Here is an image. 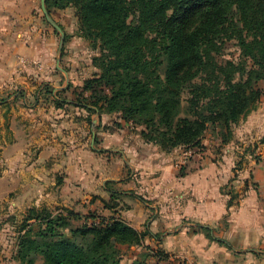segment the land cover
<instances>
[{
    "label": "crops",
    "instance_id": "1",
    "mask_svg": "<svg viewBox=\"0 0 264 264\" xmlns=\"http://www.w3.org/2000/svg\"><path fill=\"white\" fill-rule=\"evenodd\" d=\"M34 5L35 0H0V212L9 201L11 211L62 204L73 210L72 205L78 206L76 212L82 210L79 205L90 208L100 202L108 218L121 217L138 230H150L151 239L175 253L176 264H264V155L263 160L252 154L246 160L252 171L249 189L228 212L230 198L221 187L239 181L230 182L233 144L217 160L208 148L180 173L179 148L167 152L146 142L130 129L131 122L121 119L122 128H99L91 136L98 113L89 126L85 107L71 98L61 107L53 97L46 104L40 93L46 85L52 93L67 88L58 83L67 68L52 63L58 60L57 50L12 49L11 30L3 24L17 20L12 8ZM4 8H10L5 15ZM76 70L69 71L71 81H78ZM107 119L104 115L102 126ZM94 134L104 140V148L94 146ZM108 181L116 183L111 187ZM114 191L119 199L112 200ZM123 201L128 208L121 210ZM110 203L118 205L111 208ZM200 226L214 229L230 247L211 240Z\"/></svg>",
    "mask_w": 264,
    "mask_h": 264
},
{
    "label": "trees",
    "instance_id": "2",
    "mask_svg": "<svg viewBox=\"0 0 264 264\" xmlns=\"http://www.w3.org/2000/svg\"><path fill=\"white\" fill-rule=\"evenodd\" d=\"M46 5L49 12L74 7L80 36L98 50L92 59L97 71L82 85L88 98L78 105L99 116L118 113L141 127L146 142L167 152L200 148L210 127L228 133L264 93L259 86L264 0H46ZM232 40L240 47V60L221 61ZM54 101L64 104L55 95ZM226 132L225 143L230 140ZM119 198L112 192V200ZM26 212L18 228V264H124L122 245L142 246L150 234L121 217L92 215V222L73 226L81 216L70 208L54 212L32 206ZM200 227L211 240L230 247L210 227ZM150 255L144 249L127 264H148Z\"/></svg>",
    "mask_w": 264,
    "mask_h": 264
},
{
    "label": "rangeland",
    "instance_id": "3",
    "mask_svg": "<svg viewBox=\"0 0 264 264\" xmlns=\"http://www.w3.org/2000/svg\"><path fill=\"white\" fill-rule=\"evenodd\" d=\"M10 8H4V15L7 10ZM13 15L16 12L18 14L17 20L13 21L12 23H5L3 27L8 28L11 30V43L12 49L17 50H57L58 59H59V46L61 40V32L47 19L43 9H42V0H35V5L32 8H25V7H18L12 8ZM50 14L52 17L58 22V24L62 27V29L67 34V40H65L63 52L61 55L60 63L57 60L53 61V66L60 65L61 67H66L68 71V75H62L59 85L66 86V89H57L53 94L50 93L46 85L44 89L41 90V95L44 97L45 101H49L54 98H61L64 103L69 98L72 101L78 102H85L89 95V92L82 90V86H79L80 81H84L86 78L92 77L95 72L97 71L96 67L92 63L93 57L98 54V50L92 47V44L89 40L85 39L84 37L80 36L79 33V25H78V18L76 15V10L72 6L68 7H52ZM7 42V39H4V42ZM5 42V43H6ZM16 44V46L14 45ZM15 47V48H14ZM78 52V55L76 54ZM56 54V55H57ZM241 58L240 47L235 40L228 41L223 49L222 54L219 56L221 61H225L227 59H232L234 61H238ZM71 69H77L78 71L75 76L78 77V81H71L69 71ZM67 76V77H66ZM66 80L70 85H66ZM57 83V84H58ZM82 84V83H81ZM84 84V83H83ZM70 86V87H69ZM259 86L262 87L264 92V80L260 81ZM51 88H53L50 85ZM53 90V89H52ZM16 92V91H15ZM39 89L35 90L34 99H36V95L38 94ZM82 92V94H79ZM7 94V93H6ZM11 95V94H10ZM53 97V98H52ZM66 99V100H65ZM55 103V102H54ZM47 104V102H46ZM79 104V103H78ZM81 105V104H80ZM84 107V106H83ZM87 119L89 121V126L91 125L92 115H96L98 112L90 113L87 109ZM108 114V115H107ZM107 116V122L104 126H102L103 116ZM98 118L100 119L96 123H93L94 127L91 129V136L92 130L97 132V129H104L108 131H113L123 127V123L121 122V116L118 113H101L100 116L98 114ZM41 119V118H39ZM42 121V120H41ZM126 122V121H125ZM133 124V123H132ZM101 125V126H100ZM141 128L138 126L130 125V129L136 132H140ZM219 127H210L203 138L202 146L194 147L197 151V156L202 154L203 152H207L208 148L214 152V160H217L220 155L223 154V149L228 144L234 145L235 150V159L234 164H231L230 169V182L234 180H239L237 183L228 187L229 184L222 185L221 190L224 194L228 195L230 198L228 200V212L230 211L231 207H234L236 204H240V199L246 194L248 191L249 186V178L247 177L248 174L252 171H249L248 164H245L246 160L249 159V156L252 154L253 157L257 158L258 160H263L262 156L264 155V93L260 100L255 104V106L246 114L242 115L238 122L234 123L227 133L226 130L224 132L219 131ZM230 136L229 142L225 143L222 138L224 137L223 133ZM95 135L94 139V146L99 148H104V140L100 139L97 134ZM207 139L208 143L205 144L204 140ZM206 142V141H205ZM238 149H237V147ZM189 148L186 147H179L180 152H178L179 157L184 154V152ZM105 156H110L109 153H105ZM221 153V154H220ZM196 156V158H197ZM207 156V155H205ZM221 157V156H220ZM194 158V157H193ZM194 158V160L196 159ZM222 158V157H221ZM234 158V156H233ZM192 161V160H191ZM184 167L180 169V173L184 172ZM130 169L126 171L125 176L129 175ZM247 177V178H246ZM245 181V182H244ZM239 186H237V185ZM254 185L256 183H253ZM93 198L92 203H94ZM150 202H153L149 200ZM5 203V212H0V264H18L16 260V251L18 248V235H19V227L21 226V221L24 215L27 213V209L24 211H16L10 210L9 204ZM96 205L94 207L88 208L87 204L85 203L83 206L79 205L82 208L81 212H78L81 216V219H73L72 224L76 226L78 224L84 222H92L94 220L92 215H96L97 219L99 218H108L110 215L109 212H105L102 209V205L100 202H95ZM8 204V205H7ZM52 209L54 212L59 208H67L62 204H53ZM74 210H78V206L72 205ZM119 209L123 210L128 208V203L124 201L122 204L118 206ZM152 212L155 209H151ZM151 210L148 214L147 221L152 218L153 213ZM113 213V212H112ZM121 215H124L123 213ZM187 221V220H185ZM145 225V222L142 224ZM212 233L215 236H218V232H215L212 229ZM162 233H158L160 236ZM147 247V248H145ZM122 255H123V263H131L136 258L140 257L141 252L145 249L150 252L152 255L148 257V264H176L175 253L172 251H167L166 249H162L159 244H157L149 235L146 236L144 239V244L142 246L134 245V246H127L122 245ZM151 248L154 250H151ZM167 252L168 255L159 259L156 255H153L154 252ZM153 252V253H152ZM42 259H39L41 262Z\"/></svg>",
    "mask_w": 264,
    "mask_h": 264
},
{
    "label": "water",
    "instance_id": "4",
    "mask_svg": "<svg viewBox=\"0 0 264 264\" xmlns=\"http://www.w3.org/2000/svg\"><path fill=\"white\" fill-rule=\"evenodd\" d=\"M42 9L47 17V19L51 22V24H53L60 32H61V40H60V46H59V59L58 62L60 63L61 61V55L63 52V48H64V43H65V36L66 33L65 31L62 29V27L58 24V22L52 17V15L50 14L47 5H46V0H42ZM59 68H61L60 65H58Z\"/></svg>",
    "mask_w": 264,
    "mask_h": 264
},
{
    "label": "built area",
    "instance_id": "5",
    "mask_svg": "<svg viewBox=\"0 0 264 264\" xmlns=\"http://www.w3.org/2000/svg\"><path fill=\"white\" fill-rule=\"evenodd\" d=\"M197 149L196 148H189L188 150L184 152L181 157L178 158V166L181 167L185 164H187L193 157L197 155Z\"/></svg>",
    "mask_w": 264,
    "mask_h": 264
}]
</instances>
